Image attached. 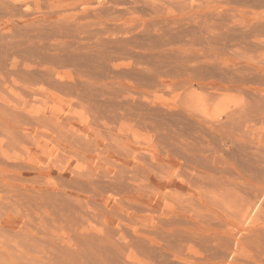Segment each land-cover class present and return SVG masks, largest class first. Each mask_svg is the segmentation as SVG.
Segmentation results:
<instances>
[{
  "label": "rangeland",
  "instance_id": "1",
  "mask_svg": "<svg viewBox=\"0 0 264 264\" xmlns=\"http://www.w3.org/2000/svg\"><path fill=\"white\" fill-rule=\"evenodd\" d=\"M0 264H264V0H0Z\"/></svg>",
  "mask_w": 264,
  "mask_h": 264
},
{
  "label": "bare ground",
  "instance_id": "2",
  "mask_svg": "<svg viewBox=\"0 0 264 264\" xmlns=\"http://www.w3.org/2000/svg\"><path fill=\"white\" fill-rule=\"evenodd\" d=\"M237 54H238V53H237ZM239 55H240V54H239ZM242 58H243V57H242ZM244 58H245V57H244ZM242 60H244V59H242ZM247 60H248V59H247ZM248 61H249V60H248ZM237 62H238V61H237ZM240 66H242V65H240ZM236 73H237V72H236ZM244 77H245V76H244ZM223 87H224V86H223ZM230 88H231V87H230ZM222 89H224V88H222ZM222 89H221V90H222ZM240 90H241V89H240ZM242 91H243V90H242ZM240 92H241V91H239V93H240ZM244 92H245V91H244ZM244 92H243V93H244ZM246 92H247V91H246ZM239 93H238V94H239ZM247 93H248V92H247ZM247 93H246V94H247ZM243 100H244V99H243ZM237 104H238V103H237ZM243 104H244V103H243ZM240 107H241V106H240ZM243 107H244V106H243ZM245 108H246V107H245ZM242 109H243V108H242ZM246 109H247V108H246ZM231 111H232V110H231ZM229 114H230V113L228 112V115H229ZM226 115H227V114H226ZM237 116H238V115H237ZM229 117H230V116H229ZM230 118H231V117H230ZM233 118H234V117H233ZM231 119H232V118H231ZM236 120H238V119H236ZM233 121H234V120L232 119V123H233ZM237 122H238V121H237ZM229 123H230V122H229ZM224 124H225V123H224ZM226 124H227V123H226ZM226 124H225V125H226ZM231 125H232V124H231ZM221 126H222V125H221ZM223 126H224V125H223ZM224 128H225V127H224ZM233 129H234V128H233ZM218 130H219V129H218ZM228 130H229V129H228ZM223 132H225V129H224ZM228 132H229V131H228ZM228 132H227V133H228ZM219 133H220V132H219ZM230 133L232 134V130L230 131ZM231 134H230V135H231ZM221 135H222V134H221ZM225 135H226V133H225ZM228 135H229V134H228ZM230 135H229V136H230ZM223 136H224V135H223ZM222 139H223V138H222ZM206 192H207V191H206Z\"/></svg>",
  "mask_w": 264,
  "mask_h": 264
}]
</instances>
